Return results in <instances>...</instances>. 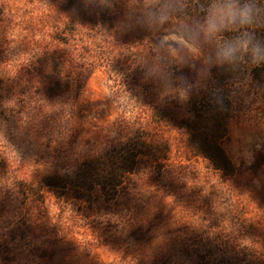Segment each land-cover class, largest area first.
Segmentation results:
<instances>
[{"label": "rangeland", "instance_id": "1", "mask_svg": "<svg viewBox=\"0 0 264 264\" xmlns=\"http://www.w3.org/2000/svg\"><path fill=\"white\" fill-rule=\"evenodd\" d=\"M188 2L0 0V264H264V90ZM217 67L231 175L184 126ZM134 141L117 186L66 184Z\"/></svg>", "mask_w": 264, "mask_h": 264}, {"label": "trees", "instance_id": "2", "mask_svg": "<svg viewBox=\"0 0 264 264\" xmlns=\"http://www.w3.org/2000/svg\"><path fill=\"white\" fill-rule=\"evenodd\" d=\"M188 1L193 5L189 7L190 13L201 10L206 13L209 0ZM255 4L259 9V14L256 23L250 30L255 33L257 39L264 41V0H255ZM236 35L235 32H225L221 38L223 41L233 39ZM227 65L238 68L248 65L246 68H249L252 80L264 90V64L254 65L249 62L246 56H241L235 62ZM231 70L233 69L217 67L211 71L212 79L206 90L202 92L198 100L191 103L194 118L184 125L190 133L188 144L193 154L209 159L214 163L215 168L225 169L228 175L232 174L233 169L219 147L218 141L225 134V122L231 107L229 90L225 86L228 78L234 73ZM144 148L145 145L134 141L131 144H124L117 149L107 151L103 155L92 157L82 162L78 173L66 181V184L81 189L87 188V191L92 189L96 191L100 187L104 190L107 186L113 188L122 181L125 173H131L135 169L139 157L145 154ZM50 184L57 186L58 183ZM102 194L104 195V193Z\"/></svg>", "mask_w": 264, "mask_h": 264}, {"label": "clouds", "instance_id": "3", "mask_svg": "<svg viewBox=\"0 0 264 264\" xmlns=\"http://www.w3.org/2000/svg\"><path fill=\"white\" fill-rule=\"evenodd\" d=\"M259 9L255 0H209L199 34L215 45L214 58L230 64L246 56L254 65L264 64V41L257 39L250 28L256 23ZM225 32H235L233 39L217 40Z\"/></svg>", "mask_w": 264, "mask_h": 264}]
</instances>
